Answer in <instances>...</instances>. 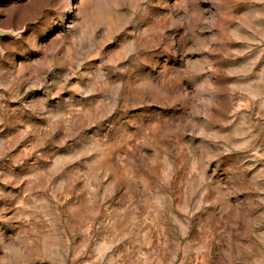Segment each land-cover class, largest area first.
<instances>
[{
	"label": "rangeland",
	"instance_id": "1",
	"mask_svg": "<svg viewBox=\"0 0 264 264\" xmlns=\"http://www.w3.org/2000/svg\"><path fill=\"white\" fill-rule=\"evenodd\" d=\"M0 264H264V0H2Z\"/></svg>",
	"mask_w": 264,
	"mask_h": 264
},
{
	"label": "water",
	"instance_id": "2",
	"mask_svg": "<svg viewBox=\"0 0 264 264\" xmlns=\"http://www.w3.org/2000/svg\"><path fill=\"white\" fill-rule=\"evenodd\" d=\"M0 1H2V0H0ZM14 36H15V34L12 31L0 29V41L2 39L14 37Z\"/></svg>",
	"mask_w": 264,
	"mask_h": 264
}]
</instances>
